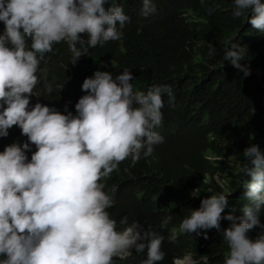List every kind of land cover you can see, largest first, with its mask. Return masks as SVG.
<instances>
[{
    "label": "clouds",
    "instance_id": "clouds-1",
    "mask_svg": "<svg viewBox=\"0 0 264 264\" xmlns=\"http://www.w3.org/2000/svg\"><path fill=\"white\" fill-rule=\"evenodd\" d=\"M106 5L108 0H0V138L13 126L27 137L0 151V264H117L114 258H127L133 247L147 253L141 264L165 258V237L159 232L145 230L139 221L129 223L127 216L118 227L108 211L114 198L101 180L121 161L131 156L135 163L164 142L155 129L163 120V94L174 104L172 86L153 84L134 91L130 69L115 76L97 70L81 85L86 94L75 103V115L67 105L66 114L61 113L36 97L38 102L30 106L40 83L41 59L54 43L66 41L75 64L88 47L122 38L131 18L122 5ZM155 11L153 0H142L144 16ZM245 12L252 13L251 25L264 32V3L232 0L234 18ZM242 49L229 40L222 51L224 61L247 76ZM215 53L209 42L208 55ZM45 87L49 94L53 91L51 85ZM243 156L240 171L251 177L243 181L249 201L243 215H222L230 193L213 191L179 228L205 239L202 230L222 231L228 246L224 264H264V234L255 240L248 236L260 225L264 209V154L252 144ZM222 220L231 222L227 229H221ZM208 259H194L189 252L174 257L173 264H208Z\"/></svg>",
    "mask_w": 264,
    "mask_h": 264
},
{
    "label": "trees",
    "instance_id": "trees-1",
    "mask_svg": "<svg viewBox=\"0 0 264 264\" xmlns=\"http://www.w3.org/2000/svg\"><path fill=\"white\" fill-rule=\"evenodd\" d=\"M113 2L131 18L122 38L88 47L75 64L68 43H54L41 59L40 83L33 96L61 113L67 105L75 115V103L86 94L81 85L97 70L115 76L130 69L134 91H146L153 84L171 85L174 104L163 94V120L155 129L164 142L135 163L131 156L126 158L102 178L104 190L115 201L108 211L118 227L127 216L129 223L139 221L145 230L151 228L165 237L166 255L157 264H173L174 257L189 252L197 260L207 255L208 264H224L228 246L222 231L202 230L205 239L203 234L181 232L179 225L213 191L230 193L222 215L232 211L242 216L241 209L249 203L243 181L251 177L241 173L240 165L245 161L244 149L252 144L264 154V32L251 25V12L234 18L232 0H153L156 11L148 16L142 14V0H108L106 7ZM3 30L0 22V33ZM229 40L244 48L242 62H247L249 75L224 61L222 50ZM209 42L216 49L214 55H208ZM46 85L53 88L50 94ZM26 140L13 126L7 137L0 138V151ZM32 151L34 145L27 153L29 159ZM230 223L222 220L221 229ZM262 234L264 209L260 225L248 236L255 240ZM130 252L125 259L114 258L117 264H141L147 258L146 251L138 253L133 247Z\"/></svg>",
    "mask_w": 264,
    "mask_h": 264
},
{
    "label": "rangeland",
    "instance_id": "rangeland-1",
    "mask_svg": "<svg viewBox=\"0 0 264 264\" xmlns=\"http://www.w3.org/2000/svg\"><path fill=\"white\" fill-rule=\"evenodd\" d=\"M38 100L35 98V97H31V102H30V106L31 105H34L35 103H37ZM215 181L216 182H221L220 178L219 177H215Z\"/></svg>",
    "mask_w": 264,
    "mask_h": 264
}]
</instances>
